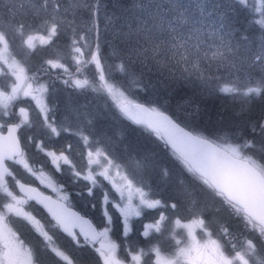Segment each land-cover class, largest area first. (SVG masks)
<instances>
[{"label": "snow or ice", "instance_id": "snow-or-ice-1", "mask_svg": "<svg viewBox=\"0 0 264 264\" xmlns=\"http://www.w3.org/2000/svg\"><path fill=\"white\" fill-rule=\"evenodd\" d=\"M234 2L243 7L247 0H234ZM199 7L203 10V5ZM179 8L180 5L173 4L168 15L160 12L149 13L146 20H141L134 25L128 33L130 44L126 53V62L122 63V77L127 78L132 75L135 78V65L138 64L149 71L155 70L160 77L167 81L174 84L197 86L202 92L209 95L227 94L233 99H242L245 105H250L257 99L264 101V75L259 79H251L247 82L238 75L240 67L245 64L249 68L258 67L264 73V41L261 42L258 49H253L246 43L238 41L231 31H225L224 28H227V25L213 28L212 24H209L205 26L210 29L208 31H205L204 28L193 27L184 12H179ZM8 11L10 17L5 18L8 28L5 30L0 27V45L5 48L17 38L29 49L33 48L34 40L37 37L28 35L25 30L29 25L36 26L41 21L46 25L51 22L50 30L45 27L44 34L39 37L42 42H48L45 36L58 34L59 22L56 20L58 0L57 3H53V0H43V4L39 8H29L23 0H12ZM40 11L47 14V19L39 15ZM172 14H175V18ZM259 24L261 28H264V14H262ZM25 36H27L26 39ZM86 46L89 48L88 59L81 60L80 56H83L84 53L81 52V46H77V42L73 41V51L80 56L75 57L74 63L71 65L47 60L45 61L46 66L41 65L39 68L30 70L29 77L24 76L25 69H18V74H16L15 80L11 81L10 87L8 84L0 86V97L6 95L9 100H14V98L19 100L18 93L22 89L18 81L24 79L35 82V91L41 93L49 92L52 87L51 83L47 88L45 87V78L61 80L64 86L73 88V90L84 89L89 84V80L83 78L86 74L84 69L85 66H89L93 71L92 83H95L96 70H99V80L105 82L107 92L115 98L117 95L115 84L107 83L102 67L104 57L101 46L98 43L94 48L92 43ZM256 61H259V64H256ZM221 68L227 69V73L221 72ZM53 69L61 71L53 72ZM7 75L8 73H5V76ZM140 76H143V72L140 73ZM26 87L24 96L29 97L33 84L30 82ZM119 95L123 96L122 93ZM31 99L36 100L37 97L32 96ZM18 106L16 103L12 105L14 108ZM19 111L21 115L26 114L24 107H20ZM120 111L136 125H142L149 130L150 134H155V137L163 142L164 147L174 153L183 164L191 181L189 187L177 193V198L171 202L155 198V194L149 198L148 194L141 190V187L136 188L140 198L139 205H142L145 210H155L153 212L154 219L146 225L148 230L154 229V231L145 230L143 232L145 237H150L148 244H152L153 239L162 237L164 232L161 226L165 222L170 224L176 214L181 211L182 205L193 199L194 193L191 190V185L198 187L204 193L206 200L202 210L196 213L201 218L193 221V224L200 226V232L192 231L193 224L183 225L187 229V233L183 238L175 239V250L168 258H161L162 250L158 245H155L147 252L141 249L138 253H130L131 261L122 262L121 259L113 255L117 247L115 244H101L96 251L103 257L104 264H141L142 258L145 256H147L145 264H150L153 257H155V264H254L253 257L264 251V162L255 159L254 153L249 151L255 146V142L238 137L230 143L215 134H210L208 138H205L195 134L197 130L191 124L182 122L178 117L166 114L164 111H157L150 105L135 103L132 100L122 99ZM4 115L11 116L14 113L8 112L5 108L3 112H0V119ZM43 117V125L50 131V134L58 136L61 132L70 131L63 125H57L52 119L51 112L43 113ZM5 123H0V130L4 129ZM250 128L253 133L258 131L264 137V116L258 122L252 123ZM13 131L14 129L8 128L9 136ZM80 135L83 140H87L83 133ZM70 149L71 145L69 144L59 150V155L55 151H49L48 155L52 157L53 163L62 160L64 165H69L68 170L73 178L79 179L82 172L71 159ZM0 153H3L0 155V166H3L4 157L12 159L21 155L19 142L13 139L11 142L0 145ZM96 154L102 155L103 153L96 150ZM92 155L91 151L88 152L89 158ZM104 159L106 163L113 164L115 158L109 160L105 156ZM91 163L92 161L89 159V164ZM116 167L117 175H120V165L116 164ZM57 170H61L58 164ZM92 171L96 172L95 169ZM97 174L104 180L109 179L107 168ZM11 175L12 173H9V176ZM83 179L90 182V186H87V195L92 197L94 189L98 187V182L92 173L83 175ZM122 180L126 182L124 187L113 183L112 188L115 189V193L119 194L115 207L119 208L124 217L123 235L127 236L132 228L129 217L133 214L142 215L139 208H133L131 195L133 183L136 181L144 186L147 185L144 184L143 177L136 172L131 173V178L122 176ZM125 190L129 191L127 197H125ZM101 195L103 201L108 205L103 215L108 217V224H111L113 222L111 216L113 201L110 198V193H101ZM7 196L17 204L19 203L11 191L7 192ZM65 200L67 197L63 196L61 202H56L50 207L45 206L48 207L58 228L71 237L77 248H85L89 240L94 241L97 235L107 238L108 225L102 224L104 231L97 234L88 220L65 207L62 203ZM14 209L15 204L13 203L6 202L0 206V221L6 218L5 210L10 218ZM221 209L238 219L243 227L252 233L239 249L235 243L224 242L223 237L228 236L230 231L226 226L221 228L223 236L219 241L212 239V233L206 231L212 223L207 212L209 210L219 212ZM189 210H191L190 207ZM29 218L31 219V217ZM35 223L39 226L40 235L43 237L40 251H29L28 259L25 261L23 242L17 243L0 231V264H43L41 253H50L59 258L57 264H61V261L66 264H77L76 257L61 251L54 236L48 231H44V226L40 225L39 220H36ZM175 223L180 225L181 220L175 219ZM77 228L79 231H76ZM11 236L15 237V233H11ZM81 236L83 241L80 239ZM204 237H208V239Z\"/></svg>", "mask_w": 264, "mask_h": 264}, {"label": "flooded vegetation", "instance_id": "flooded-vegetation-1", "mask_svg": "<svg viewBox=\"0 0 264 264\" xmlns=\"http://www.w3.org/2000/svg\"><path fill=\"white\" fill-rule=\"evenodd\" d=\"M11 49L15 52L13 47ZM11 49L0 45V86L4 85L3 82L11 76V72L16 78L18 69L23 68L25 69L24 76L29 77L31 75L30 70L38 68V63H34L33 61L29 62L27 60H21L19 62L16 60L15 62H10L5 59L3 53L9 54L8 56L10 59L13 58ZM80 59L83 60L81 57ZM66 61V65L74 63V61H71L70 56H68ZM13 64L19 68L16 71L11 69L10 72H6L8 68L13 66ZM52 71L56 72L61 70ZM5 73H8L7 77L5 76ZM45 79V84L48 81H51L47 80V78ZM30 82L33 84V88H35L36 84L33 81L28 79L18 81L22 89L18 93L19 100H15V98L14 100H9L6 95L0 97V103H2V105H0V112H3V110L7 108L8 112L14 113V115L11 116L4 115L2 119H0V123L6 122L4 129L0 130V140L8 135V128L11 125H14L17 128V138L21 146V155L14 157L12 161L4 157V165H6L8 173L5 175L3 186L0 187V206L6 202L13 203L15 204V209L10 218H8L9 214L5 210L8 216L3 221H0V231L10 239H14L17 243L20 241L23 242L22 248L25 250V261L28 259L27 253L29 251H40L42 247L43 237L40 235L39 226L35 223L36 220H39L40 225L44 226V231H48L49 234L54 236L60 250L76 257L77 264H104L103 257H101L99 252L96 251V249L100 248L101 244H115L117 247L113 255L116 258L121 259L122 262L125 260L130 262V253L140 252L141 249H144L143 246L148 243V237H145L143 232L148 230L146 225L154 219L153 212L155 210L143 211V206L139 205V195L136 192L137 183L134 181L131 189L133 208H139L142 215L136 216L133 214L129 217L132 228L127 236L123 235L124 217L121 215L119 208L115 207L119 194L115 193L112 184L115 183L117 186L124 187L126 182L122 180V176H126V174L119 169L120 175H117V169L113 170L111 166H108L105 159L102 158V155H97L96 152H93L92 157L89 158L88 151L85 147L79 145L81 139L73 134L74 131L71 129L67 134L61 132V134L57 136L55 134H50V131L43 125V113L49 112L52 113V119L57 125H63L61 122L63 121V118L67 116L66 114L69 111V104L75 106V101H79V104H82V107H80L78 111L69 114L68 127L75 128L77 123L80 124L84 119H87L85 117L86 107L84 104L86 92L83 89L73 90V88L69 87L61 90L56 89L55 91L51 88L49 93L44 92L46 97L44 103H41L40 101V103L37 104L35 103V100L31 99L32 96L37 97V94L33 90L29 97L24 96V91L27 90L26 85ZM59 91L63 93H60ZM86 96V98H89L90 93H86ZM71 97L72 99H70ZM36 100H38V97ZM93 100L95 101V97ZM13 103L18 104L19 106L14 108L12 107ZM20 107L25 108V115L20 114ZM97 119L98 118L95 120ZM99 120H102V118ZM99 120L96 123L100 122ZM83 132L87 135V132ZM63 134H66L64 138H62ZM69 144L71 145V159L75 166L82 172V176L79 179L73 178L71 172L68 170L70 167L69 165H64L62 160L53 163L52 157L48 155L49 151H55L57 155H59V150L65 148ZM164 149L166 150V148ZM0 155H3V153H0ZM89 159L92 161L91 164H89ZM57 164L61 169L60 171L57 170ZM105 168L109 170L108 180H104L103 177L97 174ZM93 169H95L96 172H93ZM9 173H12V175L9 176ZM90 173L93 174L98 182V187L94 189V195L92 197L87 195V186H90V182L83 179V175H88ZM166 179L167 176L165 177V182ZM153 186L154 185L152 184V186L149 187L153 194H155V198L169 200L170 202L173 201L168 188L161 187L163 189L162 192H158ZM163 186H165V183ZM9 191L17 197V200L19 201L18 204L7 196V192ZM101 193H110V198L113 201V210L111 212L113 222L111 224H108V217L103 215L104 211L108 208V205L103 201ZM153 194H148V196H151L152 198ZM128 195L129 191L125 190V197ZM63 196L67 197V200L62 201L65 207L74 209L83 218L89 219L95 230L99 233L104 231L102 224L108 225L109 231L107 238L100 237L97 242L90 239L85 248H77L71 237L64 233L62 229L58 228L56 221L44 207L45 200H51L54 204L56 202H61V197ZM186 209H183L184 214L189 210L187 209L186 211ZM182 216H185L186 219L189 218L187 215ZM29 217H31V219ZM175 219L180 218L179 216H175L170 224L165 222V224L161 226L164 235L159 237V234L157 233L159 239L152 240V245L155 246L160 245L164 240L163 238H167L171 241L170 246H174L173 249H166L164 247V249H162L161 258L166 259L172 255L175 249L174 238L176 237V234L180 232L184 237L187 233V229L184 228L183 225L191 224L190 220H181V224L177 225ZM229 230V235L232 236V241L238 248V238L234 236L236 230ZM76 231H79L78 228ZM148 231L151 232L154 231V229ZM11 233H15V237H12ZM181 238L178 237L177 239ZM80 239L83 241L82 236ZM160 246L163 247V245ZM145 252H147V250H145ZM41 256L43 264H57V261L59 260V258L50 253H41ZM146 261L147 256L142 258L141 264H145ZM61 264H66V262L61 261ZM150 264H155V257H153Z\"/></svg>", "mask_w": 264, "mask_h": 264}, {"label": "rangeland", "instance_id": "rangeland-1", "mask_svg": "<svg viewBox=\"0 0 264 264\" xmlns=\"http://www.w3.org/2000/svg\"><path fill=\"white\" fill-rule=\"evenodd\" d=\"M91 1L92 0H58V14L56 16V20L59 22L58 27H60L62 31L64 30V32L58 33L56 36H45V39L48 42L44 43L41 41L39 37L44 34L45 27H47L50 30L51 22H49L47 25L43 21H41L36 26L29 25V27L25 31L27 32L28 35H33L37 37L34 40V47L29 49L26 44H24L19 38H17L13 43H11L8 46L9 49H11L12 47L13 49H15V52H13V50L11 49L13 58L10 59L8 56L9 54L3 53L4 58L10 62H15L16 60H18L19 62L21 60H27L29 62L33 61L34 63H38L37 66L38 68L41 65H46L45 61L47 60H54L56 62H60L66 65L67 64L66 59L68 58V56H70L72 62L74 61L75 57L80 56V54H77L73 51V41H76L77 46H81V52L84 53V55L80 57L83 58V60L88 59L87 53L89 51V48L86 45L89 43L93 44L92 39H90V37L92 38L91 35L92 30L90 28L87 29V27L84 25L81 26V24L78 22V17L80 16L82 10L87 9V7L91 4L90 3ZM257 1L261 2V0H257ZM23 2L29 8L31 7L39 8V6L43 4V0H23ZM53 3H57V0H53ZM10 4H12V0H0V27H3L5 30H7L8 28V23H6L5 18L10 17V13L8 11V6ZM13 6L15 5L13 4ZM206 13L207 12H204L203 14H197L196 17H193L192 19L188 18L191 24L193 25V27L204 28L205 31L210 30L207 27H205L206 25L211 24V22L208 21L209 18L205 17ZM16 14L18 15V13ZM262 14H264V11L262 12ZM39 15L47 19V14L45 12L40 11ZM203 17H205V19L207 20L206 23L203 21ZM215 27L213 26V28ZM26 38L27 36H25V39ZM261 38H263V36ZM262 41H264V39ZM261 42L256 46L255 49L259 48ZM255 63L259 64V61H256ZM18 68L19 67H16L15 64H13V66L11 68H8L6 72L8 71L10 72L11 69L16 71ZM53 70H59V69H53ZM220 71L224 72L225 74L227 73V69L225 68H221ZM238 75L247 82L248 80L251 79H259L262 75H264V73H262L258 67L254 66L252 68H249L245 64L240 67V71ZM87 79L89 80V84L83 89L86 93L88 92L90 93L89 98H86L87 96L85 93L86 102L84 99V104L86 107L85 117L87 119H84L83 122H81L80 124L77 123L75 128L68 127L69 117H70L69 114L78 111V109L82 107V104H79V101H75L76 104L75 106H71L68 103L69 111L66 114L67 116H65L63 118V121L61 122L63 126L74 131L75 135L81 139V141H79L80 142L79 145L80 146L83 145L88 152L91 151L93 153L96 152V150H99L100 152L103 153L102 158H104L105 156H107L109 160H113V158H115L113 160V164L107 163L108 166H111L113 170H116L117 169L116 164H119L120 165L119 169L122 172H124L126 176H129V178H131L132 172H136L139 176H142L144 180V184L147 186H144L136 181L135 183H137V187L142 186L141 190L143 189L145 193L153 194V192L149 187L152 186L153 184L154 185L153 187L159 192H162L160 190H163L160 187L168 188L169 193H171L172 200L176 199L177 193L182 192L184 189L188 188L189 185L191 184V181L188 178L189 174L186 172V169L184 168L183 164L178 160L175 154H173L167 148L166 150L168 152L164 149L165 147L163 142L159 141V138L155 137V134H150L149 130L144 128L142 125H136L133 121L129 120L126 116H124V114L120 111V103H121L120 100L115 101L114 99V102H112V104L107 103L105 101L101 103L102 94L108 97L110 94L107 92V90L105 91V89L99 85L96 79H95V83H92L93 78L87 77ZM12 80H15V77L11 72V76L8 79H6L3 83L8 84L10 87ZM49 83H51L52 85L51 88L53 91H55L56 89L61 90L63 88H67L66 86H64L61 80L48 81L45 84L46 88ZM35 89L36 87L32 88V90L37 94L38 97V100H35V103L38 104L40 103V101L41 103H44V100L46 98L44 92L43 93L37 92L35 91ZM59 92L63 93L61 91ZM64 92L67 93L66 91ZM94 97L96 101L93 100ZM70 99H72V97ZM0 105H2V103H0ZM110 105L115 107L113 112L115 113L118 112L119 114H121V117L119 119L122 121V124L126 125L128 123L129 124L128 126L133 127L137 132L138 131L141 132L140 134L142 136L139 134L138 135L139 139L137 136H135L129 142L127 141L124 143V139L122 135L124 134L123 130L125 131L126 134V128H124V126L119 122V120L113 114H111L107 110H104L103 108L104 106L109 107ZM178 108L181 111L180 114L183 117H186L184 121L181 120L182 122H187L191 124L197 130L195 134L202 135L205 138L209 137L205 132L204 127L201 128L200 126L197 125V124L201 125L200 122H197L198 113L196 111H199L197 103H192L191 101L183 100V102H181L178 105ZM112 115L115 117L117 123L112 121V118L110 117ZM106 117L109 122L108 124L109 128L111 126V130H113L109 134L106 133V131L103 132V130L102 132L99 131L100 129H104L103 121H105L104 119ZM96 118H98L97 120L102 118V120H99L100 122H102V126L100 122L96 126V120H95ZM108 122H106V124ZM204 124L207 126L206 122H204ZM217 124L218 123L215 122L214 124H210L209 126V128L213 131L212 134L215 133L214 128L215 125ZM83 131L87 132V135L86 133L84 134ZM147 132L148 135L152 137V138L149 137L151 139L148 141H146L145 138L143 137L144 135H146ZM80 133H83V136L87 137V140H83L81 138ZM133 133L136 132L133 131ZM66 134H63L62 138H64ZM217 136L225 138L230 143L234 140L232 137L228 136V134H226L225 132H222L220 135ZM89 145H93V146L90 147ZM146 156L147 158H145ZM165 175L167 176L168 179L166 182H165V177H166ZM164 183L165 186H163ZM197 188L195 185H191V190L194 193L193 199L185 202V205H182L181 207V211L176 215L179 216L180 220H184V221L190 220L191 224H193V221H196L201 218L197 216L196 213L201 211V209L200 210L198 209L200 208V206L203 207V204L206 200L204 193L198 190ZM149 198H151V196ZM186 203H190L191 206L195 204L194 209L192 210L191 207L187 206ZM189 207L191 210L187 211ZM195 207L198 208L196 209ZM184 208L185 209L187 208L186 214H184L183 211ZM143 211L146 210L143 208ZM4 215L5 217L8 216L6 212L4 213ZM182 215H187L189 216V218L186 219V217ZM207 216L209 220L212 221V223L209 225L207 229L208 232L212 233L211 236L212 239H217L218 241L220 240V238L223 236L221 232L222 227L226 226L228 229L236 228L237 231L235 232L234 236L238 238V248H241L244 245L245 240L252 235L251 232L247 231L243 227V225L240 223L238 219H236L233 216H230L229 213L225 210H220L219 212L209 210L207 212ZM193 232L199 233L200 226L193 224ZM178 237L179 238L183 237L180 234V232L176 234V237L174 239H177ZM149 238L150 237H148L147 240H149ZM204 238L208 239V237H204ZM163 239H164L163 242L160 243V245H163V247L158 245L161 248V250L164 249V247L166 249L167 248L173 249L174 246H170L171 241L167 238L166 239L163 238ZM223 240L225 243H234L232 241L231 235L223 237ZM145 245L143 246V248L147 251L153 246L152 244H148V243H146ZM253 260H254V264H264V251H261L259 254L255 255L253 257Z\"/></svg>", "mask_w": 264, "mask_h": 264}, {"label": "trees", "instance_id": "trees-1", "mask_svg": "<svg viewBox=\"0 0 264 264\" xmlns=\"http://www.w3.org/2000/svg\"><path fill=\"white\" fill-rule=\"evenodd\" d=\"M90 3L87 9L81 11L78 22L81 26L84 25L87 29L92 30V38L90 37V39L93 41V48L97 43L101 46L104 57L102 67L105 71L106 81L109 84H115L117 92L115 98L113 95L108 97L102 94L101 103L105 101L112 104L114 99L115 101H121L122 99L132 100L133 102L140 101L183 121L186 117L180 114L181 111L178 105L183 100L197 103L199 110L196 111L198 113L197 122L201 123V125H197L201 128L204 127L208 136L213 132L209 128L210 124L217 122L214 134L220 135L225 132L234 140L238 137H244L254 141L255 146L250 148L249 151L254 153L255 159L264 162V137L258 131L253 133L250 128L252 123L258 122L264 116V101L257 99L250 105H245L242 99H233L227 94L209 95L202 92L197 86H188L182 83L174 84L167 81L160 77L155 70L149 71L138 64L135 65V78L132 75L127 78L122 77V63L126 62V53L130 44L128 33L139 21L146 20L149 13L160 12L168 15L173 4L180 5L179 12H184L185 16L191 19L196 17L197 14H202V11L203 13L207 12L205 17L209 18L208 21L214 27L217 26L215 28L227 25L228 27L224 28L225 31H231L238 41L255 49L264 39V28H261L259 24V20L262 18L261 14L264 11V7H262L264 0H261V2L247 0L243 7L234 0H92ZM200 5H203V10L199 7ZM172 15L175 18V14ZM205 17H203V21L206 23ZM58 29V33L64 32L60 27ZM262 36L263 38H261ZM84 71L86 74L83 78H93L91 67L85 66ZM141 72H143L142 77L140 76ZM95 79L106 91L105 82L99 80V70H96ZM119 93H122L123 96H120ZM103 108L113 114L122 124L119 119L121 114L113 112L114 106H104ZM113 115L110 117L112 121L117 123ZM104 120V129L99 131L102 132L103 130V132L106 131L109 134L113 130H111V126L110 128L108 126L107 117ZM106 122L108 123L106 124ZM98 123H96V126ZM122 125L126 128V134L123 130L124 134L122 135L124 143L129 142L135 136L139 139L138 135L141 132H137L133 127L128 126V123ZM133 131L136 133H133ZM143 137L146 141L152 138L148 135V132ZM186 204L192 210L194 209L195 204L192 203L193 206L190 203ZM200 209L202 210V206L198 210Z\"/></svg>", "mask_w": 264, "mask_h": 264}, {"label": "water", "instance_id": "water-1", "mask_svg": "<svg viewBox=\"0 0 264 264\" xmlns=\"http://www.w3.org/2000/svg\"><path fill=\"white\" fill-rule=\"evenodd\" d=\"M137 103H141V102H137ZM144 104V103H143ZM145 106H148V105H146L145 104ZM166 114H168L167 112H166ZM9 128H12V129H14V131L12 132V134H11V136H9V132L7 133L8 135L5 137V138H3L2 140H0V145H3L4 143H6V142H11L13 139L14 140H16V141H18V138H17V128L14 126V125H11ZM197 135H199V134H197ZM19 142V141H18ZM21 146H20V142H19V151L21 152V148H20ZM174 154V153H173ZM19 156V155H18ZM5 158H7V157H5ZM13 159V158H12ZM12 159H9L10 161H12ZM8 172H7V167H6V165H4L3 164V166H0V187H2L3 186V183H4V181H5V175L7 174ZM45 205H48L49 207L50 206H52L53 205V203H52V201L51 200H45L44 201V207H45V209L48 211V207H46ZM69 209V208H68ZM70 211H72V212H75V213H77L78 215H80L78 212H76L74 209H69ZM48 213H49V211H48ZM50 214V213H49ZM51 215V214H50ZM81 216V215H80ZM52 217V216H51ZM83 219H85V220H88L89 221V223H91V221L89 220V219H87V218H83ZM91 225H92V223H91ZM92 228L95 230V228H94V226L92 225ZM79 230V229H78ZM86 230H87V228H86ZM95 232L98 234L99 232L98 231H96L95 230ZM99 238H100V236H96V238H95V240H94V242H97V240H99ZM93 241V240H92Z\"/></svg>", "mask_w": 264, "mask_h": 264}, {"label": "bare ground", "instance_id": "bare-ground-1", "mask_svg": "<svg viewBox=\"0 0 264 264\" xmlns=\"http://www.w3.org/2000/svg\"><path fill=\"white\" fill-rule=\"evenodd\" d=\"M41 29V28H40ZM38 65V64H37ZM218 217V216H217Z\"/></svg>", "mask_w": 264, "mask_h": 264}]
</instances>
